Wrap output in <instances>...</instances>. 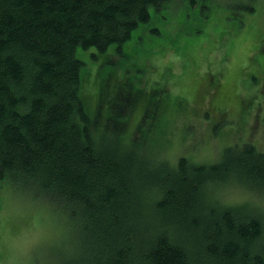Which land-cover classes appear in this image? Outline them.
<instances>
[{
    "label": "trees",
    "instance_id": "16d2710c",
    "mask_svg": "<svg viewBox=\"0 0 264 264\" xmlns=\"http://www.w3.org/2000/svg\"><path fill=\"white\" fill-rule=\"evenodd\" d=\"M170 1L0 0V180H8L12 171L75 204L90 236L87 264H190L193 252L221 264H264L247 250L250 243L264 244V216L248 204L215 198L227 185L264 194L263 150L237 142L225 146L215 161L164 156L156 146L163 139L160 117L168 93L158 89L129 137L126 128L138 94L128 85L127 71L123 79L112 77L118 85L112 99L101 85L98 110L90 109L84 90L89 73L77 51L97 49L104 55L98 69L113 66L118 73L123 65L108 55L109 49L120 53L150 22L151 9H163ZM182 107L178 103L176 112ZM220 110L221 119L211 124L214 134L229 122ZM204 116L215 117L209 111ZM155 129L159 139L147 142ZM112 143L130 150V156ZM207 177L215 184L205 197L201 185ZM157 184L165 189L156 204L159 227L146 237L141 189Z\"/></svg>",
    "mask_w": 264,
    "mask_h": 264
},
{
    "label": "rangeland",
    "instance_id": "374dc122",
    "mask_svg": "<svg viewBox=\"0 0 264 264\" xmlns=\"http://www.w3.org/2000/svg\"><path fill=\"white\" fill-rule=\"evenodd\" d=\"M114 49L110 48L108 55L123 65L119 76L116 67L98 69L104 55L97 49L77 51L89 73L84 90L92 112L98 110L101 85L105 84L112 99L118 87L112 77L123 79L127 71L128 85L138 94V105L126 128L129 137L144 121L149 100L156 97L158 89L168 93L164 98L166 110L160 117L165 134L162 132L163 139L156 144L164 156L174 160L187 156L201 163L215 161L225 146L237 142L253 143L264 151V0H197L195 5L189 0H172L163 9H151L150 22L136 30L120 53ZM178 103H183L180 112L175 109ZM220 107L229 122L220 124L214 134L211 124L221 119ZM105 109L109 113V104ZM208 111L215 116L212 120L203 117ZM156 133V129L152 131L147 142L159 139ZM111 146L130 156V150ZM8 183L0 180V238L5 230L20 232L45 222L41 215L19 221L5 217ZM257 194L264 195L241 185H227L218 188L215 198L228 205L252 206ZM258 211L264 216V209ZM85 230L90 251V236ZM4 255L0 242V264Z\"/></svg>",
    "mask_w": 264,
    "mask_h": 264
},
{
    "label": "clouds",
    "instance_id": "9594fccd",
    "mask_svg": "<svg viewBox=\"0 0 264 264\" xmlns=\"http://www.w3.org/2000/svg\"><path fill=\"white\" fill-rule=\"evenodd\" d=\"M9 202L5 217L24 220L41 215L45 222L39 227H29L20 232L5 230L0 238L4 249L3 264H87L88 249L84 238L85 219L77 206L69 201L56 199L42 190L39 181L20 180L14 172L8 173ZM214 177H207L202 194L213 192ZM162 185H152L144 190L141 213L143 223L149 226L145 236L152 235L159 227L158 201L163 198ZM257 210L264 209V195L257 194L252 201ZM250 258H264V244L247 245ZM139 264H147L142 260ZM190 264H221L211 256L193 252Z\"/></svg>",
    "mask_w": 264,
    "mask_h": 264
},
{
    "label": "bare ground",
    "instance_id": "6f19581e",
    "mask_svg": "<svg viewBox=\"0 0 264 264\" xmlns=\"http://www.w3.org/2000/svg\"><path fill=\"white\" fill-rule=\"evenodd\" d=\"M82 86H83V84H82ZM250 206V205H249Z\"/></svg>",
    "mask_w": 264,
    "mask_h": 264
},
{
    "label": "flooded vegetation",
    "instance_id": "af4514ba",
    "mask_svg": "<svg viewBox=\"0 0 264 264\" xmlns=\"http://www.w3.org/2000/svg\"><path fill=\"white\" fill-rule=\"evenodd\" d=\"M131 98H132V96H131Z\"/></svg>",
    "mask_w": 264,
    "mask_h": 264
}]
</instances>
